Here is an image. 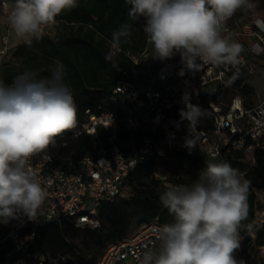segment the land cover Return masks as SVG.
Here are the masks:
<instances>
[{
  "label": "clouds",
  "instance_id": "1",
  "mask_svg": "<svg viewBox=\"0 0 264 264\" xmlns=\"http://www.w3.org/2000/svg\"><path fill=\"white\" fill-rule=\"evenodd\" d=\"M125 2L130 5L129 20L146 21L143 32L152 58L164 61L179 54L190 71L206 64H237L243 46L224 34L226 22L237 12L247 14L257 7L255 0ZM75 7L77 0H4L0 12L15 36L30 46L57 23L58 16ZM132 27L122 23L112 33L106 61H113ZM182 101L180 116L189 128L203 113L188 93ZM76 122L77 105L61 68L53 69L49 79L37 80L26 73L11 84L0 80V224L24 216L38 220L48 189L30 167L31 158L42 154L48 159L46 149L55 144V137ZM185 147H196L191 134ZM249 187L250 181L226 161L206 162L190 184L169 185L159 201L171 222L157 229L158 247L138 255V264H242L235 253L248 217ZM246 227L251 231V224Z\"/></svg>",
  "mask_w": 264,
  "mask_h": 264
},
{
  "label": "built area",
  "instance_id": "2",
  "mask_svg": "<svg viewBox=\"0 0 264 264\" xmlns=\"http://www.w3.org/2000/svg\"><path fill=\"white\" fill-rule=\"evenodd\" d=\"M56 19L57 23L46 29L44 35L55 37L58 27L67 23ZM229 20L225 35L236 41L244 36L252 39L234 65L206 64L199 71H190L184 68L180 56L161 61L153 59L147 48L134 51L120 47L115 52L129 58L137 72L136 79H120L113 90L111 100L120 105V111L97 113L90 109L81 111L77 106V117L82 120L74 133L95 136L77 165L71 157L66 166L58 164L54 153L47 150L48 159H43L42 154L31 158L30 167L48 189L47 199L37 221L26 216L10 221L3 239L8 250L0 264H44L45 255L33 249L37 230L44 224L70 221L81 227H99L101 203L128 196L125 182L131 170L153 158L167 159L176 148L185 147L190 134L196 144L191 151L218 162L226 161V155L233 150H264V97L255 100V89L249 81L252 75L264 79V25L259 24L264 19L254 10L240 26L230 24ZM18 41L21 40L7 22L0 31L1 63ZM107 41L110 48L111 39ZM197 63H201L199 59ZM247 86L253 91L246 92ZM184 93L190 95L191 101L205 105L213 118L209 129L196 123L188 128V122L181 119ZM227 95L229 99L224 101ZM121 129L136 137L129 151L123 150L119 143ZM155 178L163 191L169 185L184 184L161 171L155 173ZM254 215L257 227L264 231V206L257 205ZM160 226L157 219L153 220L110 243L96 264H138V255L158 247L156 235ZM251 234L255 236L254 231ZM259 252L264 260V242Z\"/></svg>",
  "mask_w": 264,
  "mask_h": 264
},
{
  "label": "trees",
  "instance_id": "3",
  "mask_svg": "<svg viewBox=\"0 0 264 264\" xmlns=\"http://www.w3.org/2000/svg\"><path fill=\"white\" fill-rule=\"evenodd\" d=\"M129 8L125 0H77V7L58 16L67 23L58 27L55 37L43 35L39 40L34 39L30 46L18 41L12 47L6 55L9 57L0 66L2 80L11 84L15 78L26 73L34 74L37 80L49 79L53 69L59 67L81 111L90 109L97 113H118L120 105L111 100L117 81L134 80L137 72L131 60L123 54L114 55L111 62L105 60V55L110 51L107 38L112 39V33L122 23H132V35L126 42L122 40L121 47L134 51L147 48L152 52V46L143 32L145 19L129 20ZM114 64L117 66L113 67ZM245 91L252 92L253 89L247 86ZM191 103L199 106L203 113L196 124L209 129L213 118L205 105L195 101ZM81 120L78 116L76 126L55 137V144L46 149L54 153L56 163L66 166L71 157L77 165L90 149L95 136L86 132L75 134L73 131L79 127ZM100 132L104 136V130ZM118 135L123 150L129 151L136 137L124 129ZM171 155L176 165L168 176L184 184L197 179L206 162H218L201 157L185 147L176 148ZM160 161L153 158L131 170L125 182L126 187H129L128 196L101 203L98 211L101 220L99 227H81L70 221L50 222L39 227L33 249L45 255L44 264H96L110 243L134 233L131 232L133 225L140 227L156 219L162 225L171 222V217L159 201L160 194L164 192L161 183L155 178L157 171L164 172L158 166ZM226 161L239 172L244 171L243 177L250 181L247 197L249 212L243 222L245 227L240 231L243 241L242 247L240 245L235 253L236 258L242 264H264L259 252V246L264 242V231L257 227L254 215L259 205L256 191L264 190V150H233L226 155ZM248 224L252 225L251 231L246 227ZM253 231L255 236L251 234ZM79 235H82V247L76 242ZM7 250L6 244H0V263ZM248 250L245 262L239 252ZM254 252H258V260Z\"/></svg>",
  "mask_w": 264,
  "mask_h": 264
},
{
  "label": "rangeland",
  "instance_id": "4",
  "mask_svg": "<svg viewBox=\"0 0 264 264\" xmlns=\"http://www.w3.org/2000/svg\"><path fill=\"white\" fill-rule=\"evenodd\" d=\"M12 37H14V35H12ZM0 48H1V45H0ZM8 57L9 56H5L3 61L6 60ZM1 60H2V55L0 53V65H1ZM0 80H2L1 72H0ZM249 81L252 84L253 88L255 89V92L253 93L255 100H257L259 98V96L264 97V79H262V77H260L258 75H252L249 77ZM228 99H229L228 95L223 98L224 101H228ZM246 160L249 161V157H247ZM161 161L159 162L158 166L160 169H162L167 174L176 165V163L173 160L172 155H169L167 157V159H165V160L163 159V161L162 162ZM239 173L242 176L244 175V171H242V172L240 171ZM185 177H188V176H185ZM127 190H129V187H127ZM256 192H257V196H258V204L261 206H264V190H257ZM8 228H9V224L0 225V244H3V245L5 244L3 242V239H4L5 235L7 234ZM138 229H139V226L133 225L131 227V232H135ZM76 242L78 243L79 246H81V247L84 246L83 241H82V235H79L77 237ZM241 247H242V245H241ZM248 253H249V250L247 252H239V255L244 259L245 262L247 261V254ZM253 254H254V257L258 260V252H254Z\"/></svg>",
  "mask_w": 264,
  "mask_h": 264
},
{
  "label": "crops",
  "instance_id": "5",
  "mask_svg": "<svg viewBox=\"0 0 264 264\" xmlns=\"http://www.w3.org/2000/svg\"><path fill=\"white\" fill-rule=\"evenodd\" d=\"M2 1L4 0H0V6H1ZM255 2L257 4L255 11H257V13L264 19V0H255ZM249 16H250V12H248L247 14L242 13V12H237L229 20V23L234 26H240L248 21ZM6 23H7L6 17L0 12V31L5 27ZM251 40L252 39L250 37H246V36L237 38V42H239L243 46V51H247L248 45L251 42ZM178 56L179 54H176L173 57H178ZM242 240H243V237L241 238L240 244Z\"/></svg>",
  "mask_w": 264,
  "mask_h": 264
}]
</instances>
